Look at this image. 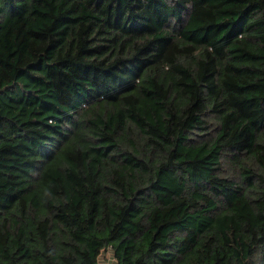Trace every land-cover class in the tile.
I'll return each instance as SVG.
<instances>
[{"label": "trees", "instance_id": "trees-1", "mask_svg": "<svg viewBox=\"0 0 264 264\" xmlns=\"http://www.w3.org/2000/svg\"><path fill=\"white\" fill-rule=\"evenodd\" d=\"M108 252L264 264V0H0V264Z\"/></svg>", "mask_w": 264, "mask_h": 264}, {"label": "built area", "instance_id": "built-area-1", "mask_svg": "<svg viewBox=\"0 0 264 264\" xmlns=\"http://www.w3.org/2000/svg\"><path fill=\"white\" fill-rule=\"evenodd\" d=\"M102 256H103V257L105 258V260H107V261H108V260L110 261V260L112 259V258H111V254H110V252H108V253H106V254H103ZM111 262H112V260H111Z\"/></svg>", "mask_w": 264, "mask_h": 264}, {"label": "crops", "instance_id": "crops-1", "mask_svg": "<svg viewBox=\"0 0 264 264\" xmlns=\"http://www.w3.org/2000/svg\"><path fill=\"white\" fill-rule=\"evenodd\" d=\"M101 264H112V262H111V260L110 261L109 260L107 261L104 258H101Z\"/></svg>", "mask_w": 264, "mask_h": 264}]
</instances>
